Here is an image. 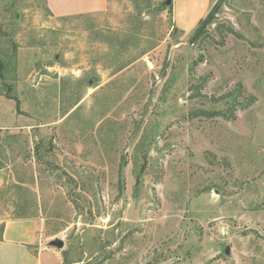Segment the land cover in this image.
Listing matches in <instances>:
<instances>
[{
  "label": "rangeland",
  "instance_id": "rangeland-1",
  "mask_svg": "<svg viewBox=\"0 0 264 264\" xmlns=\"http://www.w3.org/2000/svg\"><path fill=\"white\" fill-rule=\"evenodd\" d=\"M165 1L0 0V264H264V0Z\"/></svg>",
  "mask_w": 264,
  "mask_h": 264
},
{
  "label": "crops",
  "instance_id": "crops-1",
  "mask_svg": "<svg viewBox=\"0 0 264 264\" xmlns=\"http://www.w3.org/2000/svg\"><path fill=\"white\" fill-rule=\"evenodd\" d=\"M47 2L51 11L56 15L95 12L102 10L106 4V0H47ZM197 18H195L193 22H195ZM193 22L191 23V26ZM185 23L186 20L182 17L181 24L183 28L191 27L186 26ZM0 111L2 112L1 109ZM34 226V223L29 224L21 221L7 222L0 238V250L3 252L4 250L11 248V246L17 245L16 250L26 256L28 260L30 258L32 259V255L26 249V245L35 241Z\"/></svg>",
  "mask_w": 264,
  "mask_h": 264
},
{
  "label": "trees",
  "instance_id": "trees-1",
  "mask_svg": "<svg viewBox=\"0 0 264 264\" xmlns=\"http://www.w3.org/2000/svg\"><path fill=\"white\" fill-rule=\"evenodd\" d=\"M221 2H222V0H218L216 2V4L214 5V8L210 12H208L206 17H204L203 19L200 20L199 26L197 27L195 34H194L195 39L201 38L202 35L204 34V31H205L204 26L213 22L214 13H215V11H217V8ZM231 32H233V29H231ZM2 68H3V64L0 62V75L2 73ZM209 115H222V113H220L219 111L218 112L213 111V112L209 113Z\"/></svg>",
  "mask_w": 264,
  "mask_h": 264
},
{
  "label": "water",
  "instance_id": "water-1",
  "mask_svg": "<svg viewBox=\"0 0 264 264\" xmlns=\"http://www.w3.org/2000/svg\"><path fill=\"white\" fill-rule=\"evenodd\" d=\"M172 4V0H166L165 3H164V6H167V5H170ZM50 246H54L58 249H62L64 247V241L59 239V238H56L54 240H52L50 243H49ZM230 252V247H227L226 248V254H228Z\"/></svg>",
  "mask_w": 264,
  "mask_h": 264
}]
</instances>
